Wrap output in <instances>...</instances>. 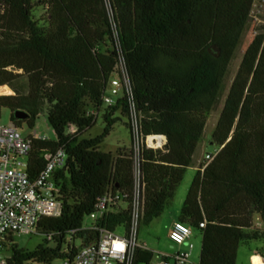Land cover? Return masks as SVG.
I'll return each instance as SVG.
<instances>
[{
    "label": "trees",
    "instance_id": "1",
    "mask_svg": "<svg viewBox=\"0 0 264 264\" xmlns=\"http://www.w3.org/2000/svg\"><path fill=\"white\" fill-rule=\"evenodd\" d=\"M253 6L254 0H0V87L14 92L0 96V118L8 109L20 129H33L45 115L56 134L34 143L32 177L43 169L44 153L67 154L55 178L61 214L40 221L44 240L34 250L7 239L8 264L74 260L98 240V232L84 227L109 192L120 201L101 226L128 227L135 154L100 150L119 120L115 114L128 115L125 99L103 105L121 61L143 135L167 139L163 150L143 148L139 156L141 224L161 216L193 162ZM90 105L97 112L104 108L105 128L86 139L98 118L88 115ZM18 110L27 119H16ZM211 143L218 152L194 177L179 221L200 233L199 264H237L242 244L264 239V229L254 223L258 215L264 225V31L242 56ZM153 257L138 248L135 264H151Z\"/></svg>",
    "mask_w": 264,
    "mask_h": 264
},
{
    "label": "built area",
    "instance_id": "2",
    "mask_svg": "<svg viewBox=\"0 0 264 264\" xmlns=\"http://www.w3.org/2000/svg\"><path fill=\"white\" fill-rule=\"evenodd\" d=\"M120 99L127 102L128 127L135 154L134 189L129 208L130 223L128 227L118 226L114 231L101 226L104 217L114 211L120 201L119 195H113L111 192L104 194L88 218L90 223L84 227V231L98 232V240L81 248L74 260L65 259L53 264H135L137 249L142 247L138 244V233L143 217L144 186L139 156L143 148L163 150L167 139L163 135H143L141 115L137 110L123 61L118 73L108 82L103 97L104 108L116 106ZM99 112L92 105L88 107L89 116L98 117ZM54 135L56 138L55 133ZM36 141L52 140L48 135H41L36 131L24 137L21 129L12 121L7 125L0 124V264H8L9 255L4 248L7 239L37 235L40 221L61 214V188L56 185L55 178L56 173L65 167L67 154L63 149L44 153V167L32 177L29 166ZM217 152L208 153L205 160L212 161ZM203 227L205 225L201 224V228ZM120 230L122 233H119ZM192 234V228L179 221L170 229L168 238L172 244L182 246ZM188 249V252L173 256L160 254L158 264H191L189 259L194 245L188 242Z\"/></svg>",
    "mask_w": 264,
    "mask_h": 264
},
{
    "label": "rangeland",
    "instance_id": "3",
    "mask_svg": "<svg viewBox=\"0 0 264 264\" xmlns=\"http://www.w3.org/2000/svg\"><path fill=\"white\" fill-rule=\"evenodd\" d=\"M34 14L36 15V17H40L42 15V12L41 10H36ZM261 31H264V0H254V6L250 20L243 34L240 46L235 52L234 58L229 66L228 73L224 80L221 95L207 120L201 143L197 148V151L193 158V162L190 166L192 167V169L189 168L186 171L184 180L179 185L175 193L174 199L166 207L161 216L152 221L150 224L140 225L138 233V244L154 254L151 264L159 263L160 254L172 255L175 252L180 251V249L174 244H172V242H170L168 238L171 224H173L175 221L179 222L180 211L187 197L188 190L196 175L194 168L201 167L202 164L207 163V161L205 160V156L208 153H213L215 151V147L211 143V135L218 122L227 93L238 71L244 52L246 51L247 47L250 45L254 37ZM7 87L9 88V93L0 94V96L14 95L13 90L9 86ZM103 115L104 108H102L99 112L96 125L92 129L87 131L82 138H96L103 133L105 128V121ZM10 116V110L2 109L0 124L7 125L10 122ZM115 118H118L119 120L114 125L110 135L106 137L100 147V150L102 152L110 153L113 155H116L120 149H132V142L128 127L127 116L124 117L118 112L115 114ZM35 131L41 135H48L51 140L55 139L54 131L49 126L45 115H40L38 117V119L36 120L35 127L33 129L29 128L25 124L21 128V134L24 137L32 135ZM257 217V215L254 217V223L257 225V228L259 227V229H264L263 223L260 222L261 220H258ZM86 223H90V220L87 219ZM193 231L196 235L193 240L196 248L192 250L189 261L192 264H198L200 258L198 247L201 245V236L199 231ZM119 233H122V230H120ZM43 240V236L39 234L14 238L15 244L19 248L27 250H34L41 243H43ZM76 246L79 247L80 242H77ZM256 248L260 250V252H262V255L264 256V239L259 241H252L249 244H242L238 251L237 264H250L248 260V251L250 249L255 252ZM186 251H189L188 247L186 248ZM251 260L253 261V263H257L258 258L254 255H251Z\"/></svg>",
    "mask_w": 264,
    "mask_h": 264
},
{
    "label": "crops",
    "instance_id": "4",
    "mask_svg": "<svg viewBox=\"0 0 264 264\" xmlns=\"http://www.w3.org/2000/svg\"><path fill=\"white\" fill-rule=\"evenodd\" d=\"M190 169H192V167H189ZM188 168V169H189ZM199 169H200V167H195L194 168V171L196 172V174H197V172L199 171ZM196 176V175H195ZM258 216V215H257ZM258 218V220H260V218H259V216L257 217ZM261 222V221H260ZM176 223V221L173 223V224H171V227H170V229L172 228V226L174 225ZM255 226L257 227V225L255 224ZM259 228V227H258ZM170 231V230H169ZM196 237V235H195V232L193 231V234H192V236L188 239V241H187V243H185L184 245H182V246H177L179 249H180V251H177V252H175L174 254H172V255H168V256H173V255H175V254H177V253H180V252H187L186 251V248L188 247V242L189 243H192L193 245H194V242H193V240H194V238ZM201 241H202V239H201ZM176 246V245H175ZM196 247H195V245H194V249H195ZM193 249V250H194ZM198 251H199V253L201 252V245L198 247ZM192 253V252H191ZM251 255H254V256H256L257 258H258V261H257V263H253V261L251 260ZM248 260H249V262H250V264H264V256L262 255V252H260V250H258L257 248H256V251L254 252V251H252V250H250L249 249V251H248ZM191 263V262H190ZM192 264V263H191ZM199 264V263H198Z\"/></svg>",
    "mask_w": 264,
    "mask_h": 264
},
{
    "label": "water",
    "instance_id": "5",
    "mask_svg": "<svg viewBox=\"0 0 264 264\" xmlns=\"http://www.w3.org/2000/svg\"><path fill=\"white\" fill-rule=\"evenodd\" d=\"M14 116L18 120H25L28 117L27 114L24 111H21V110H18L16 112H14Z\"/></svg>",
    "mask_w": 264,
    "mask_h": 264
},
{
    "label": "bare ground",
    "instance_id": "6",
    "mask_svg": "<svg viewBox=\"0 0 264 264\" xmlns=\"http://www.w3.org/2000/svg\"><path fill=\"white\" fill-rule=\"evenodd\" d=\"M9 93V88L7 86L0 87V94H7Z\"/></svg>",
    "mask_w": 264,
    "mask_h": 264
}]
</instances>
